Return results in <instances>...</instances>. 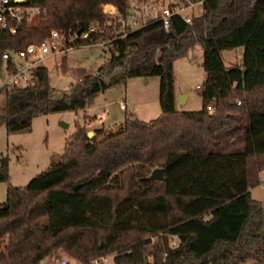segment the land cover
<instances>
[{"label":"trees","instance_id":"1","mask_svg":"<svg viewBox=\"0 0 264 264\" xmlns=\"http://www.w3.org/2000/svg\"><path fill=\"white\" fill-rule=\"evenodd\" d=\"M27 2L43 13L35 25L24 20L16 34H0V66L5 51L40 44L52 31L68 49L113 38L100 5L126 16L128 0ZM96 26L109 32L84 40ZM196 46L202 111L179 112L174 63ZM238 48L241 63L226 68L221 53ZM109 53L97 75L63 64L80 81L61 98L48 69L35 70L34 85L7 93L0 126L30 132L36 118L85 110L97 94L137 78H159L161 115L149 123L128 115L95 139L77 123L60 162L27 187L9 185L0 205V240L7 238L0 264H40L59 251L79 264L108 255L115 264H264V207L250 194L264 171V0H203L191 24L174 17L170 33L149 25L113 41ZM156 168L163 181L150 179ZM9 180L4 158L0 182Z\"/></svg>","mask_w":264,"mask_h":264},{"label":"rangeland","instance_id":"2","mask_svg":"<svg viewBox=\"0 0 264 264\" xmlns=\"http://www.w3.org/2000/svg\"><path fill=\"white\" fill-rule=\"evenodd\" d=\"M195 12L202 14V7H197ZM37 20H32L30 25H35ZM65 39L62 35L59 43L61 52L47 57L42 63V67L49 71V81L53 88L54 98L70 94L72 87L80 81L77 75L64 73L63 64L69 71H84L97 75L98 70L111 57L109 45L106 48L97 44L68 49ZM75 40V37L70 38L71 42ZM240 51L238 48L221 53L226 68L238 64ZM19 64L22 65L20 62ZM174 73L178 94L176 109L179 112L202 111V88L205 79L202 69V48L196 46L183 58L177 60L174 63ZM1 80L2 82L6 80L4 74ZM159 84V78L153 77L132 79L127 84L114 85L89 100V105L85 110L55 113L36 118L30 132L8 133L6 126L1 125L0 165L4 158L8 160L10 180L9 183L0 182V205L7 201L9 185L16 188L27 187L34 178L61 161L66 141L76 133L77 123L85 125L89 133H94L92 139H95L97 130L116 131L125 123L126 117L134 113L146 123L157 119L161 115ZM181 94L188 98L187 103H182ZM122 105L126 108L123 109ZM4 106L5 95H2L0 115ZM148 112L150 115L144 116ZM156 169L151 171L150 177ZM259 180V186L250 190L251 197L261 202L264 207V173H260ZM151 241L156 243L157 240L152 239ZM176 243L175 239L172 240V247ZM6 247L7 238L4 237L0 240V254L4 253V257L7 255ZM61 260H66L68 264H79L64 251H59L56 256L45 259L40 264H60ZM99 264H115L114 256H106L105 259L99 261Z\"/></svg>","mask_w":264,"mask_h":264},{"label":"built area","instance_id":"3","mask_svg":"<svg viewBox=\"0 0 264 264\" xmlns=\"http://www.w3.org/2000/svg\"><path fill=\"white\" fill-rule=\"evenodd\" d=\"M202 3L203 0H128L126 16H123L114 5L101 4L103 13L111 19L114 36L113 38L102 36L98 45L106 48L118 38L152 24H160L164 33H170L174 17H180L191 24L194 17L201 15L195 10L199 6L202 7ZM42 13L41 8L29 6L27 0H0V34L8 31L14 35L24 20L32 21L39 18ZM108 32V29H100L96 26L82 38L87 40L91 33L107 34ZM61 38L62 35L58 31H52L51 36L40 44H31L18 52L5 51L0 66V97L5 95L6 98L8 92L34 85L35 70L42 68V63L47 57L61 52L59 46ZM3 74L6 76L4 82L1 80ZM122 108L125 109L126 106L122 105ZM206 111L212 113V105H208ZM100 260L95 261L94 264H99ZM60 264H68V262L61 260Z\"/></svg>","mask_w":264,"mask_h":264},{"label":"crops","instance_id":"4","mask_svg":"<svg viewBox=\"0 0 264 264\" xmlns=\"http://www.w3.org/2000/svg\"><path fill=\"white\" fill-rule=\"evenodd\" d=\"M241 51H240V53H239V62H238V64H240L241 63V59H242V49L241 48H239ZM236 50V49H235ZM174 75H175V73H174ZM147 79H149V78H147ZM176 82V81H175ZM175 96H176V104H177V97H178V94H177V91H176V83H175ZM180 97L182 98V103L184 104V103H187V101H188V98L186 97V96H183L182 94L180 95ZM92 99V98H91ZM90 99V100H91ZM88 105H89V102H88ZM148 115H150V113L148 112V113H145V115L144 116H148ZM132 116H133V118L134 119H138V120H140L141 118H139V116H138V114H132ZM151 117V116H150ZM153 117V116H152ZM142 121V120H141ZM101 122V121H100ZM144 122V121H143ZM264 173V171L263 172H261V174H263ZM250 194H251V191H250Z\"/></svg>","mask_w":264,"mask_h":264},{"label":"water","instance_id":"5","mask_svg":"<svg viewBox=\"0 0 264 264\" xmlns=\"http://www.w3.org/2000/svg\"><path fill=\"white\" fill-rule=\"evenodd\" d=\"M80 34L81 33H78V35H80ZM88 136H89L90 139H92L94 137V133H89ZM150 179L152 181H163L164 180V171H163V169H156L152 173ZM78 189H79V187H75V190H78Z\"/></svg>","mask_w":264,"mask_h":264}]
</instances>
